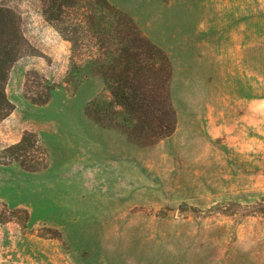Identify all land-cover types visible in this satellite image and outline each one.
Masks as SVG:
<instances>
[{
    "label": "rangeland",
    "instance_id": "374dc122",
    "mask_svg": "<svg viewBox=\"0 0 264 264\" xmlns=\"http://www.w3.org/2000/svg\"><path fill=\"white\" fill-rule=\"evenodd\" d=\"M110 1L170 56L176 131L142 146L89 118L110 96L79 67L95 49L40 0H0L31 45L0 152L27 130L47 152L38 171L0 162V264H264V0Z\"/></svg>",
    "mask_w": 264,
    "mask_h": 264
},
{
    "label": "trees",
    "instance_id": "16d2710c",
    "mask_svg": "<svg viewBox=\"0 0 264 264\" xmlns=\"http://www.w3.org/2000/svg\"><path fill=\"white\" fill-rule=\"evenodd\" d=\"M40 1L46 19L63 39L74 48L95 49L79 67L100 76L110 96L90 100L86 115L105 127L119 129L142 146L173 135L177 113L171 99L173 67L168 53L110 0ZM30 49L18 14L0 5V122L15 108L6 92L10 70ZM52 88L40 99H31L47 103ZM0 162H16L25 170L38 171L47 165V152L38 135L27 130L0 152Z\"/></svg>",
    "mask_w": 264,
    "mask_h": 264
},
{
    "label": "water",
    "instance_id": "95a60500",
    "mask_svg": "<svg viewBox=\"0 0 264 264\" xmlns=\"http://www.w3.org/2000/svg\"><path fill=\"white\" fill-rule=\"evenodd\" d=\"M171 213H174V211H171Z\"/></svg>",
    "mask_w": 264,
    "mask_h": 264
}]
</instances>
